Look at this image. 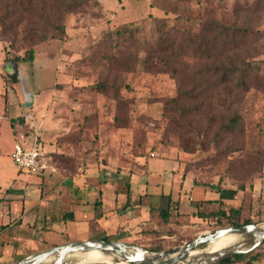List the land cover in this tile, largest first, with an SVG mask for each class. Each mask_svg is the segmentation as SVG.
<instances>
[{"label":"rangeland","instance_id":"374dc122","mask_svg":"<svg viewBox=\"0 0 264 264\" xmlns=\"http://www.w3.org/2000/svg\"><path fill=\"white\" fill-rule=\"evenodd\" d=\"M68 1L0 0V112L21 111L14 120L16 132L37 139L55 173L65 178L83 173L110 179L120 174L134 179L129 185L135 194L143 193V184L135 182L142 175L137 158L157 157L176 162L178 181L183 175L190 186L209 191V199L197 201L193 214L188 212L190 197H182L180 212L188 213L179 215L172 205L162 221L156 209L145 229L138 226L125 237L109 232L102 238L167 250L219 228L215 218H198L200 211L240 208L239 222H264V34L258 36L264 33V11H258V0H85L67 12ZM128 24L136 28L134 44L127 35L115 34ZM172 25L194 41L192 51L179 58L184 70L177 78L143 68L157 32ZM39 33H46V40H39ZM29 49L31 63L3 61L7 55L25 56ZM219 65L251 68L258 84L248 77L242 91L238 71L219 84L220 74H212ZM100 83L105 88L99 89ZM191 88L195 93L206 88L201 96L184 101L192 111L163 110L166 100ZM4 95L11 103L6 109ZM232 116L238 124L225 129ZM14 140L10 122L0 119L6 170L1 182L8 183L18 169L9 158ZM59 174H42L47 184L57 186L55 193L73 183ZM19 175L32 182L41 179L25 170ZM217 184L237 190L235 197L218 203V194L210 191ZM172 192L175 198L176 186ZM158 202V195L151 197L152 206ZM84 238L96 235L55 236L51 243L33 237L20 242L14 255L5 249L0 264Z\"/></svg>","mask_w":264,"mask_h":264},{"label":"crops","instance_id":"0c3cea01","mask_svg":"<svg viewBox=\"0 0 264 264\" xmlns=\"http://www.w3.org/2000/svg\"><path fill=\"white\" fill-rule=\"evenodd\" d=\"M4 96L6 109L11 103L6 95ZM20 112H0V119L10 122L14 139L18 134L14 120ZM9 158L11 160V157ZM2 160L0 153V177L5 176L6 173L5 163ZM137 160L141 166L142 175L138 176L139 179L135 182L143 184L140 188L143 193L136 194L129 185L134 182V179H122L120 174L110 179L87 176L83 173L80 177L72 179L55 172L45 174L49 176L59 174L63 180L73 182L69 184V188L62 191L57 188L55 193L54 189L57 186L53 183L47 184L42 174H39L40 182H32L28 178L24 180L20 178L21 170L12 171L8 183L0 180V261L5 249H8V256L14 255L18 253L16 248L20 242L29 243L33 237L42 243H51L55 236L69 238L71 236L87 237L92 234L96 235V239H102L109 235V232L116 235L123 233L121 236L125 237L127 232L140 228L138 226L145 229L148 226L146 221L152 216L150 207H154L151 203V197L154 195H158L159 198L157 207L160 205L161 196L171 195L172 200L178 202L179 214L188 212L193 214L192 209L195 208L191 202L209 199V191L203 187L190 186L183 175L179 177V181L176 179L175 161L157 157H138ZM153 160H158L159 163L154 164ZM105 174L110 176L108 173ZM43 185L52 189L50 193L48 190L43 191L46 188ZM174 186L177 187L175 198L172 192ZM186 188L190 191H181ZM210 188L211 192L214 191L212 187ZM182 197L186 199L190 197L191 211L180 212ZM69 214H72L73 218L70 219ZM121 241L127 242L125 238ZM261 246L263 247H258L254 252L240 256L229 264H264V244Z\"/></svg>","mask_w":264,"mask_h":264},{"label":"water","instance_id":"95a60500","mask_svg":"<svg viewBox=\"0 0 264 264\" xmlns=\"http://www.w3.org/2000/svg\"><path fill=\"white\" fill-rule=\"evenodd\" d=\"M225 236H232L235 240L220 249H210ZM263 243L264 222H260L212 229L167 250H149L138 244L118 240L65 242L10 264H105L85 261L86 254L90 252H98L112 264H220L226 259L248 255ZM201 246L204 247L198 249Z\"/></svg>","mask_w":264,"mask_h":264},{"label":"trees","instance_id":"16d2710c","mask_svg":"<svg viewBox=\"0 0 264 264\" xmlns=\"http://www.w3.org/2000/svg\"><path fill=\"white\" fill-rule=\"evenodd\" d=\"M85 0H71L65 3L67 12H72L77 7H80L81 4ZM27 12H31V9L26 7L24 9ZM258 11L263 12L264 11V0H258ZM61 31L63 29L61 28ZM135 31L136 28L133 26V24L125 25L123 28H118L115 31V34L118 37H125L127 35V38L129 41H131V44H134L136 42L135 40ZM239 31V30H238ZM178 33H179V40L178 39ZM234 34V32L232 33ZM263 32H258V36L263 35ZM39 40L44 41L46 40L47 36L46 33H39ZM50 38L54 39L56 38L54 35H52ZM193 39H191L190 35L185 33V31H181L180 28L176 25H172L168 30H159L156 34V38L152 44L151 52L149 56H147L143 60V68L148 72H164V73H170L174 76V78L179 77V74L181 71L184 70L182 66H180L179 58L184 56L185 53L192 51V43ZM200 48V47H199ZM33 50L29 49L27 51V54L25 56H5L4 62H12L14 64H22V63H31L33 61ZM136 58V57H135ZM238 69H236L234 66L224 67V66H217L212 69V74L219 73V79L218 83L223 84L225 81L228 80V76L234 74L237 72ZM238 80L237 85L241 88L242 91L246 90L248 87L247 85V78L252 77L254 82L258 84V79L256 76L251 72V68H243L238 71ZM264 78V75H262ZM99 89L105 88V84H98ZM195 88H191L187 92H181L178 93V95L174 98L168 99L165 101L163 105L164 111H192V109H188L184 105V101L187 99H195L196 97L201 96L206 88L201 89L199 92L195 93ZM187 98V99H186ZM197 108V107H196ZM238 124V119L236 116L230 117L226 125H223L225 129L232 130L234 126ZM214 191L218 194L217 202L221 204L223 200H232L237 190L235 189H225L220 186V184H217L215 186H212ZM161 202L162 205L158 207H150V211L153 213L154 210L158 211L161 214L162 221H166L170 214L171 206L174 205V208L178 209V202L173 201L171 195H163L161 196ZM199 203L193 202L192 206L195 208H198ZM181 215V214H179ZM240 215V208H234L231 207L229 211L226 213L223 209L218 210H208V211H200L196 213V216L201 219H210L215 218L218 220L219 228L221 227H232V226H239V225H245L249 223H253L249 219H245L242 222H239L238 218ZM69 218H73L72 214L68 215ZM103 240H107L106 238H102ZM264 244V243H263ZM153 250V249H152ZM233 257L230 259H226L220 264H229L234 259L238 258Z\"/></svg>","mask_w":264,"mask_h":264},{"label":"built area","instance_id":"2783aa9c","mask_svg":"<svg viewBox=\"0 0 264 264\" xmlns=\"http://www.w3.org/2000/svg\"><path fill=\"white\" fill-rule=\"evenodd\" d=\"M11 160L19 170L32 174H51L56 172L52 159L37 139L26 138L19 133L13 144Z\"/></svg>","mask_w":264,"mask_h":264},{"label":"bare ground","instance_id":"6f19581e","mask_svg":"<svg viewBox=\"0 0 264 264\" xmlns=\"http://www.w3.org/2000/svg\"><path fill=\"white\" fill-rule=\"evenodd\" d=\"M235 240L232 236H225L220 239H218L210 249L217 250L220 249L230 243H232ZM142 247V246H141ZM85 261L87 262H103L105 264H112L108 259L104 258L102 255H100L98 252H90L86 254Z\"/></svg>","mask_w":264,"mask_h":264}]
</instances>
